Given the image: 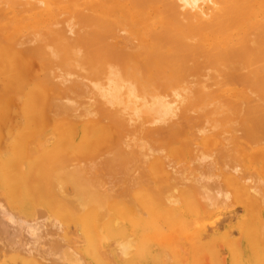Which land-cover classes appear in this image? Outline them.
I'll return each mask as SVG.
<instances>
[{
	"label": "bare ground",
	"instance_id": "bare-ground-1",
	"mask_svg": "<svg viewBox=\"0 0 264 264\" xmlns=\"http://www.w3.org/2000/svg\"><path fill=\"white\" fill-rule=\"evenodd\" d=\"M10 14L0 137L6 91L23 124L0 143V264H264V0Z\"/></svg>",
	"mask_w": 264,
	"mask_h": 264
},
{
	"label": "rangeland",
	"instance_id": "rangeland-1",
	"mask_svg": "<svg viewBox=\"0 0 264 264\" xmlns=\"http://www.w3.org/2000/svg\"><path fill=\"white\" fill-rule=\"evenodd\" d=\"M28 15L32 17V15H30V14H24V13H23V15H21V16H22V19H23V18H24V19L29 18ZM9 19H10V20H9ZM8 20H9V21L5 22L4 25H1V26H0V29H1L0 34L2 33L1 36H5V34H4L5 32L2 30V27H3V26H5V27L10 31L9 33H11V31L15 28V26L11 25L12 20L15 21L13 14L8 15ZM27 21L29 22V20H24V21L22 20V22L20 23V26L28 27V22H27ZM24 23H26V24H24ZM130 23H131V22H130ZM26 25H27V26H26ZM9 27H11L12 29H11V28L9 29ZM25 27H23V28H25ZM30 30H31V28H28L27 31H30ZM2 40H4V37H2L1 42H3ZM1 46H2V45H1ZM19 57H20V58H18V57H13V58L16 59V60H18V62H20L21 60H23V63H26V62H27L26 64H29L30 66L33 64L32 67H33V69H34V66L36 65L35 62H34V60H32L33 62L30 61V60H25L26 58H24V55L22 56L24 59H22L21 56H19ZM4 58H6V57L3 55L2 59H0V64H1V61H2V63H5L4 65L1 64V66H2V65H3V66L7 65V62L4 61V60H6V59H4ZM3 61H4V62H3ZM6 61H7V60H6ZM14 61H15V60H14ZM12 63H16V61H15V62H12ZM21 63H22V62H20L19 64L21 65ZM36 63H37V62H36ZM26 64H24V65H26ZM34 64H35V65H34ZM38 65H39V64H37V66H38ZM37 66H36V68H35L34 70H38V67H39V66H38V67H37ZM24 67H25V66H24ZM25 73H26V72H25ZM35 73H36V72H31V74H34V77H35V75H36ZM38 73H39V72H37V74H38ZM27 74H29V72H27ZM40 74H41V72H40ZM40 74H39V75H40ZM39 75H38V76H39ZM36 76H37V75H36ZM38 76H37V77H38ZM40 76H41V75H40ZM40 76H39V78H40ZM31 77H33V76H31ZM4 78H5V76H2V78L0 79V84H1V85H0V91H1V92L4 90V89H2V88H4V87H3L4 85H3V83H2V79H4ZM5 79H6V78H5ZM4 81H5V80H4ZM37 83H39V81H38ZM44 88H45V87H44ZM47 91H48V90H47ZM1 92H0V93H1ZM3 93H4V92H3ZM5 93L10 94V95L6 96L7 94H5V95L3 94V95L1 96L3 100H5L6 102H9V106H8V108H7V109H9V110H8L9 113L7 112V113H8L7 117H6V115H5V117H4V116L2 117V118H4L3 121H5V123H3L4 125H3V124H2V125L6 128L5 131H3V128H4V127H2V131H3V134H4V135H3L2 137H0V141H1L2 138L4 137L3 140L0 142V143L3 144V145H4L5 142H7L6 140H7V138L10 136V134H11V136H12L13 133L16 132V131L20 128V126H22L21 124H23V117L21 116V110H20V108H21V104H22V99L20 98L19 95H18V96L16 95V94H17L16 91H15L16 94H15L14 92H13L14 94L12 93V95L17 96V97L13 96V97H15V100H14V98H13V100H12V98H11V97H12V96H11V93H8L7 91H6ZM49 94H50V92H49ZM10 96H11V97H10ZM3 97H4L5 99H4ZM7 97H8V98H7ZM9 97H10L11 99H9ZM11 100H12L13 102H12ZM16 100H18V101L16 102ZM5 101H4V102H5ZM14 101L16 102V104H15ZM18 102L21 103V104H17ZM12 104H13V105H12ZM15 105H16L15 108H17V109H18V105H20V107H19V111H17V109L14 108ZM11 106H12L13 108H12ZM12 110H13V111H12ZM15 111H16V113L19 112L18 115L15 113ZM10 113H11V114H14L16 117L18 116L17 118L20 119L21 122H19V120H18L15 116L11 115ZM9 115L11 116L10 118H8ZM19 115H20V116H19ZM12 116H13V118H12ZM14 117H15V118H14ZM19 117H20V118H19ZM21 117H22V118H21ZM7 118H8V119H7ZM6 119H7V121H6ZM13 119H15L16 121L13 120ZM1 120H2V119H1ZM10 120H11V122H9ZM17 121H18V122H17ZM7 122H8V124H7ZM10 124H13V125L10 126ZM16 124H17L18 126H15ZM19 125H20V126H19ZM12 127H13V128H12ZM14 127H15V128L17 127V128L15 129ZM10 129L13 131L12 133H11V130H10ZM15 130H16V131H15ZM9 132H10V133H9ZM46 133H47V132H46ZM46 133H45V135H43V136H46ZM47 134H48V133H47ZM1 135H2V132H1ZM1 144H0V146H2ZM240 214L242 215L241 212L239 213V216H241ZM207 264H208V263H207Z\"/></svg>",
	"mask_w": 264,
	"mask_h": 264
}]
</instances>
